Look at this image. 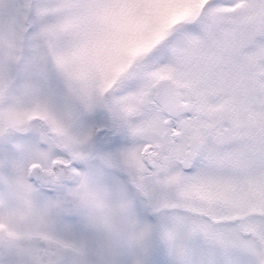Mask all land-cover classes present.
Here are the masks:
<instances>
[{
    "label": "snow or ice",
    "instance_id": "1",
    "mask_svg": "<svg viewBox=\"0 0 264 264\" xmlns=\"http://www.w3.org/2000/svg\"><path fill=\"white\" fill-rule=\"evenodd\" d=\"M0 264H264V0H0Z\"/></svg>",
    "mask_w": 264,
    "mask_h": 264
}]
</instances>
